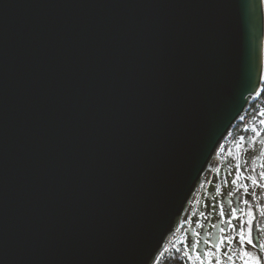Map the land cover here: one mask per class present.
Instances as JSON below:
<instances>
[{
    "label": "water",
    "instance_id": "95a60500",
    "mask_svg": "<svg viewBox=\"0 0 264 264\" xmlns=\"http://www.w3.org/2000/svg\"><path fill=\"white\" fill-rule=\"evenodd\" d=\"M264 81V0H0V264H151Z\"/></svg>",
    "mask_w": 264,
    "mask_h": 264
},
{
    "label": "rangeland",
    "instance_id": "374dc122",
    "mask_svg": "<svg viewBox=\"0 0 264 264\" xmlns=\"http://www.w3.org/2000/svg\"><path fill=\"white\" fill-rule=\"evenodd\" d=\"M257 131L260 133L259 136L255 134ZM242 136L245 138L243 141L240 139ZM237 164L241 166L239 170L236 168ZM261 172H264V129L258 127L256 130L242 133L218 167L215 163H210L183 214L180 224L181 233L175 239L173 247L179 249L180 253L186 257L191 251L187 247L191 240L209 239L215 243L217 236L220 235L219 229L228 227L226 223L221 222L219 205H223L226 213H230V207H242L239 197L233 200L232 205L228 203L233 198L227 193L235 191L231 180L239 176L238 184H244L245 176L255 177ZM248 187L250 192L245 198H249L251 204L257 209L264 207V181H261V187H253L250 183ZM217 188L220 189L219 193L216 191ZM214 205L216 207H213ZM259 223L264 224V221H259ZM213 225L216 227L214 228ZM197 232L200 233L199 237L194 235ZM205 249L206 246L201 243L198 251L202 254ZM248 250L258 251L251 248ZM242 251L243 249L238 245L231 249V254L237 256V264H240L239 253ZM195 255L196 253H192L193 257Z\"/></svg>",
    "mask_w": 264,
    "mask_h": 264
},
{
    "label": "snow or ice",
    "instance_id": "6c2138e0",
    "mask_svg": "<svg viewBox=\"0 0 264 264\" xmlns=\"http://www.w3.org/2000/svg\"><path fill=\"white\" fill-rule=\"evenodd\" d=\"M255 134L260 135L258 131ZM240 139L243 141L245 138L242 136ZM236 168L239 170L241 166L237 164ZM252 171L254 172V170ZM244 179V184H238L239 176L232 179L231 185L235 191L227 193L229 197L233 198L228 201L229 205H232L233 200L239 197L242 207H230V213H226L223 205H219V216L221 222L228 225L227 229H219L220 235L217 236L215 243L209 239L203 241L196 239L188 242L187 247L191 251L185 258L188 259L189 264H237V256L231 254V249L237 245L243 249L239 253L240 264H264V255H262L264 254V224L259 223V221H264V207L257 209L251 204L249 198H245L250 192L249 183L253 187H261V181H264V172L255 177L245 176ZM216 191L219 193L220 189L217 188ZM213 227L215 228L216 225ZM229 233L232 234L229 235ZM194 235L199 237L200 233L197 232ZM201 243L206 246L202 254L198 251ZM249 248L258 251H249ZM192 253H196L195 257L192 256Z\"/></svg>",
    "mask_w": 264,
    "mask_h": 264
},
{
    "label": "built area",
    "instance_id": "2783aa9c",
    "mask_svg": "<svg viewBox=\"0 0 264 264\" xmlns=\"http://www.w3.org/2000/svg\"><path fill=\"white\" fill-rule=\"evenodd\" d=\"M261 90L257 91L255 94L249 97L244 110L237 117L235 122L231 125L225 136L221 139L220 143L218 144L211 160V163H215L216 167L220 165L221 161L228 154L232 146L235 144L237 138L242 133L256 130L258 127L264 129V123H262V121H264V115H261V109L264 106V99L261 97ZM182 217L178 222L177 226L165 238L161 249L157 252L151 264H158L159 259L162 258L164 253L171 246H173L175 239L181 233L180 224L182 221ZM178 251L180 252L179 249Z\"/></svg>",
    "mask_w": 264,
    "mask_h": 264
},
{
    "label": "trees",
    "instance_id": "16d2710c",
    "mask_svg": "<svg viewBox=\"0 0 264 264\" xmlns=\"http://www.w3.org/2000/svg\"><path fill=\"white\" fill-rule=\"evenodd\" d=\"M261 97L264 99V81L262 82ZM261 111L264 112V106ZM158 264H189L188 260L180 254L176 247L171 246L159 259Z\"/></svg>",
    "mask_w": 264,
    "mask_h": 264
}]
</instances>
